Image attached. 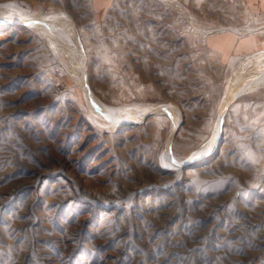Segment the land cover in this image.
Listing matches in <instances>:
<instances>
[{"label": "rangeland", "instance_id": "1", "mask_svg": "<svg viewBox=\"0 0 264 264\" xmlns=\"http://www.w3.org/2000/svg\"><path fill=\"white\" fill-rule=\"evenodd\" d=\"M251 8L0 0V264H264Z\"/></svg>", "mask_w": 264, "mask_h": 264}, {"label": "crops", "instance_id": "2", "mask_svg": "<svg viewBox=\"0 0 264 264\" xmlns=\"http://www.w3.org/2000/svg\"><path fill=\"white\" fill-rule=\"evenodd\" d=\"M251 13L256 14L258 20L264 23V0H249ZM256 2L258 5L256 6ZM208 43L223 59L237 60L242 55L253 52L264 46V33L252 31L239 33L235 30H221L213 34Z\"/></svg>", "mask_w": 264, "mask_h": 264}]
</instances>
